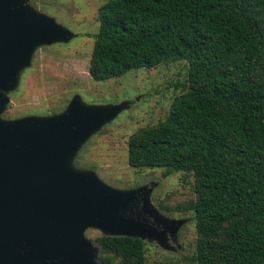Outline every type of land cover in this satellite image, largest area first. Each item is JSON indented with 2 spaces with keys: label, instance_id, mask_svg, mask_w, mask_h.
<instances>
[{
  "label": "trees",
  "instance_id": "16d2710c",
  "mask_svg": "<svg viewBox=\"0 0 264 264\" xmlns=\"http://www.w3.org/2000/svg\"><path fill=\"white\" fill-rule=\"evenodd\" d=\"M95 80L179 59L185 92L129 138V164L195 177V264H264V0H107ZM160 210L162 207L157 206ZM100 264H148L147 240L96 239Z\"/></svg>",
  "mask_w": 264,
  "mask_h": 264
},
{
  "label": "water",
  "instance_id": "95a60500",
  "mask_svg": "<svg viewBox=\"0 0 264 264\" xmlns=\"http://www.w3.org/2000/svg\"><path fill=\"white\" fill-rule=\"evenodd\" d=\"M76 37L29 0H0V264H100L91 228L165 249H175L172 237L180 246L188 219L153 203L157 182L120 189L75 166L85 143L130 102L87 103L75 94L58 113L3 116L37 50Z\"/></svg>",
  "mask_w": 264,
  "mask_h": 264
},
{
  "label": "rangeland",
  "instance_id": "374dc122",
  "mask_svg": "<svg viewBox=\"0 0 264 264\" xmlns=\"http://www.w3.org/2000/svg\"><path fill=\"white\" fill-rule=\"evenodd\" d=\"M107 0H29V3L77 33L68 43H56L37 50L30 68L22 75L20 86L10 93L11 102L5 118L25 115H50L61 112L75 94L87 103L118 104L130 102L113 121L94 134L81 148L75 166L92 169L107 184L120 189L136 188L157 182L152 201L170 218H186L179 230L175 249H165L147 241L148 264H195L189 257L196 252L198 233L195 213L181 210L197 198L195 177L167 169H137L129 164V138L137 130L155 126L168 116L177 96L185 92L189 63L179 59L155 68L133 69L109 80H95L90 62L99 31V8ZM92 240L102 235L88 229Z\"/></svg>",
  "mask_w": 264,
  "mask_h": 264
},
{
  "label": "flooded vegetation",
  "instance_id": "af4514ba",
  "mask_svg": "<svg viewBox=\"0 0 264 264\" xmlns=\"http://www.w3.org/2000/svg\"><path fill=\"white\" fill-rule=\"evenodd\" d=\"M78 35V34H77ZM171 238V237H170ZM179 247H181V246H179Z\"/></svg>",
  "mask_w": 264,
  "mask_h": 264
}]
</instances>
